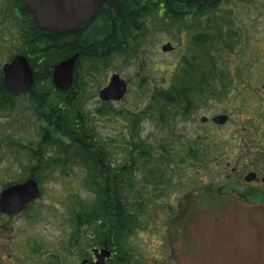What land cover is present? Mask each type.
Segmentation results:
<instances>
[{"label": "flooded vegetation", "instance_id": "1", "mask_svg": "<svg viewBox=\"0 0 264 264\" xmlns=\"http://www.w3.org/2000/svg\"><path fill=\"white\" fill-rule=\"evenodd\" d=\"M36 1L46 6L58 3V0ZM100 18L96 13L72 30L98 28L103 25ZM1 27L43 28L38 15L21 0L8 6L4 13L0 11ZM14 38L25 45L24 37L16 34ZM244 39L241 36L239 43H245ZM35 58L36 65L43 64L40 57ZM213 71L201 72L207 77L202 85L205 95L219 96L215 89L223 94L226 88L228 94L238 88V105L210 116L200 115L199 134L181 143L180 148L168 149L170 155L174 152L180 156L174 161L175 168H150L153 178L159 179L141 181L140 186L131 190L125 189L122 180L103 182L101 188L87 180L90 193L83 201L72 194L71 187L66 217L62 219L64 224L67 222V234L62 238L53 236L50 245H45L42 237L48 224L45 227L39 224L44 218L55 221L60 216L56 208L59 200L48 191L60 168H49L42 163L38 154L42 151L43 136L34 139L32 146H29L31 140H23L22 147L13 140L10 119L14 98L22 96L31 101L36 117L39 121L43 119L29 90L14 94L3 82L0 86V264H177L178 255L199 246V241L189 233L195 224L199 227V217H217L216 212L202 214L196 210H214L217 203L230 200L264 207V80L256 86L235 85L232 82L236 79L238 84L239 75L244 76L247 70L223 69L229 75L216 72V76L231 78L218 83ZM0 75L3 77L2 71ZM205 102L199 99V109ZM219 114L225 115L223 122L214 120ZM169 124L164 126L165 131ZM30 136L32 132L27 137ZM166 136L172 140L177 135L168 131ZM163 147L167 149L168 145L155 153L161 154ZM12 154L18 158L22 154L23 168H11ZM167 172L178 173L184 180L173 182L169 175L163 176ZM34 192L36 195L29 197ZM243 224V235H236L235 229L230 228V237L219 240L221 246L227 244L232 251L250 249L251 224ZM59 225L58 219L56 227Z\"/></svg>", "mask_w": 264, "mask_h": 264}, {"label": "rangeland", "instance_id": "2", "mask_svg": "<svg viewBox=\"0 0 264 264\" xmlns=\"http://www.w3.org/2000/svg\"><path fill=\"white\" fill-rule=\"evenodd\" d=\"M13 3V0H0V11H6L7 7L13 5ZM213 13V19L215 18V20L212 21L210 28L206 24L212 12L200 16L201 20L198 22H189L187 15V17H184L185 26L181 24V21H168L167 24H164L159 22L157 17H151L147 31H144L135 42L129 43L128 50L130 52L127 55L114 54L106 64L97 67L90 75L86 73L85 80L87 83L84 82L82 86L78 87L81 92L80 108L93 117L92 126L97 132V137H110V139H113L118 136L117 142L119 144L123 143V139H121L124 128L123 121H125V118H130L126 114L124 115L125 118L123 117V109L138 111V107L140 108L148 99L150 91L169 87L173 76L181 66L180 61L184 53L189 50L190 37L200 30L208 33L214 32L216 40L213 43L205 44V56L208 57V60L199 69V74L203 71L214 70V79L221 83L223 80L227 82L231 78L229 76H216L220 72L229 75L223 69H245L247 70L246 74L238 77L239 83L237 84L235 79L232 84L261 85L264 80V0H222ZM97 21L100 23V20L97 19ZM16 33L15 27L0 28V68L13 55L17 47H20L19 41L14 38ZM3 36L6 38H3ZM241 36L245 38L243 44L239 43ZM166 40L172 43L174 48L172 52L161 50L160 46ZM241 50L244 51L241 52ZM202 53L201 55H204ZM196 57L199 60L198 53ZM84 64L87 65L86 62ZM111 72H118L124 77L128 89L121 100L110 104L117 109V112L111 110L106 115L101 116L97 112V109L102 105V101L98 97V90L107 83ZM224 85L229 84L224 83ZM225 89L223 94L217 92V89L214 90L219 96L212 93L205 95L204 91L199 92L198 101L199 99L206 101L203 106L199 109V105L196 104L187 115H172L170 117V127L166 131L163 129L164 127L158 126L152 118L140 120L141 137L147 145L154 146L152 152L155 161L160 158L158 164H161V162L164 164L160 168H175L174 161L178 160L180 156L174 152H171L170 155L168 149L171 151L180 148L181 143L199 134L200 115L210 116L213 112H223L238 105L240 101L238 88L228 94L225 93ZM262 94L264 95V93ZM56 99L54 98L53 101ZM11 107L12 137L20 147L23 146V140L26 142L31 140L29 146H32L35 144L34 139H41L42 136L53 137V127L43 117V121H39L31 101L18 96L13 99ZM168 131H174L177 135L176 138L172 137V140L168 138L166 136ZM30 132L33 136L28 138ZM110 142L113 145L114 141L110 140ZM54 143L55 149H51L50 145L43 144L42 154L44 155L43 162L45 165H48L49 168H60L56 179L53 180L52 189H48L52 193L50 196L59 200L56 202V208L58 207L60 213L58 218L60 225L58 228L56 227L58 219L47 221L44 218L40 222L39 225H44V227L48 224L42 232L45 245L51 244L53 236L58 235V238H62L64 233L67 234V222L64 224L62 219L66 217L64 214L67 212V199L71 187H73L71 189L72 194H75V197L81 201L90 193L88 192L90 186L86 185V170L80 163L75 161L51 163L53 157H61L59 143L57 140ZM165 144L168 145L166 153L162 156V150L161 154H156L155 150L160 151L162 146L166 147ZM111 153L121 157L122 148L113 147ZM21 156L22 154L18 158L12 154L11 168H23L24 159ZM154 163L156 165V162ZM165 175H169L173 182L184 180V177L178 173L167 172ZM141 180L142 173L137 168L133 174L131 186L137 188L141 185Z\"/></svg>", "mask_w": 264, "mask_h": 264}, {"label": "trees", "instance_id": "3", "mask_svg": "<svg viewBox=\"0 0 264 264\" xmlns=\"http://www.w3.org/2000/svg\"><path fill=\"white\" fill-rule=\"evenodd\" d=\"M13 1L19 4L18 0ZM221 2L222 0L187 3L172 0H138L135 3L131 0H118L110 10L105 6L99 9L97 13L100 14L103 25L98 28L81 31L18 28L17 34L24 37L25 45L19 44L17 51L26 54L35 69L34 85L29 91L34 96L37 110L53 127V137H43V144L53 145L55 149L54 142L57 140L58 147L61 148V157H53L51 163L56 164L60 161L80 163L86 170L87 180L98 183L99 188L103 182L122 180L127 184L125 189L131 190L133 174L137 168L142 173L143 181L159 179L153 178L150 168L162 167L158 164L161 159L157 158L155 161L152 146L147 145L141 137L140 120L152 118L156 122L164 123L176 112L183 115L190 113L189 111L198 104L199 92L204 91L202 85L207 79L198 71L208 60L205 56V44L216 40L214 32L200 30L190 37L189 50L184 53L180 61L181 66L167 89L150 91L148 99H145L146 103L138 107V111L123 109V117L125 118L126 114L130 118L123 121L121 144L117 142L118 136L113 139L97 137V132L92 126L93 117L80 108L81 92L78 87L84 82L87 83L86 73L90 75L97 67L106 64L112 55L117 53L127 55L130 52L129 43L135 42L144 31H147L151 17H157L159 22L164 24L168 21H181L185 26L184 17L187 15L189 22H198L201 20L200 16L212 12L206 24L210 28L212 21L215 20L213 12ZM75 51H78V57L72 86L67 92L53 89L50 65ZM197 53L199 60L196 57ZM36 56L40 57L43 64H35ZM0 86H3L1 75ZM54 98L57 99L53 101ZM111 110L117 112L109 103H102L97 112L103 116ZM110 140L114 141L113 145ZM113 147L122 148L121 157L111 153ZM38 155L44 164L42 151ZM117 158H121V162H117Z\"/></svg>", "mask_w": 264, "mask_h": 264}, {"label": "water", "instance_id": "4", "mask_svg": "<svg viewBox=\"0 0 264 264\" xmlns=\"http://www.w3.org/2000/svg\"><path fill=\"white\" fill-rule=\"evenodd\" d=\"M25 1L38 15V23L47 30H70L91 18L98 8L106 3L112 6L116 0H58L56 4L47 5L36 0ZM197 1V0H180ZM171 43L162 45V50L171 49ZM77 52L63 58L52 66V81L54 85L66 91L72 84L73 70ZM5 85L12 93L28 89L33 83V71L25 55L17 54L3 67ZM126 81L118 73L110 76L108 84L100 88L98 96L101 100H119L125 92ZM217 122H223L225 115L214 117ZM36 194L30 195L34 197ZM214 210H196L202 214L216 212L217 217H199V227L194 225L189 233L199 241V246L193 251L178 255L177 264H264V207L248 205L237 200L221 201ZM244 222L251 224L250 249L235 248L229 250L227 244L221 246L220 239H228L229 231L235 229L236 235H243ZM232 228V229H230ZM230 229V230H229Z\"/></svg>", "mask_w": 264, "mask_h": 264}]
</instances>
